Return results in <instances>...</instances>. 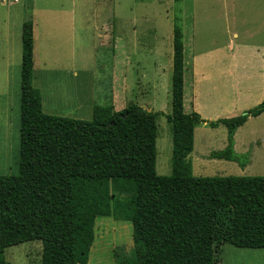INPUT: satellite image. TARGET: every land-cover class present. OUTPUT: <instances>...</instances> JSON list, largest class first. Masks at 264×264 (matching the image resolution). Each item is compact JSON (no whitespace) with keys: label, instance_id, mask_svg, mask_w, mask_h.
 Wrapping results in <instances>:
<instances>
[{"label":"rangeland","instance_id":"1","mask_svg":"<svg viewBox=\"0 0 264 264\" xmlns=\"http://www.w3.org/2000/svg\"><path fill=\"white\" fill-rule=\"evenodd\" d=\"M5 1L3 5L0 0V176H16L19 169L21 29L25 21L35 25L33 74L43 93V113L90 121L92 110L85 104L90 100L94 106L111 105L115 111L135 105L160 113L156 118L155 166L159 176L171 175L172 135L165 116L171 114L175 18L184 48L185 113H192L191 103L196 102L199 112L194 113L214 122L259 105L245 100L241 102L244 109L230 111L235 83L246 87V76H254L253 88L261 83L264 0ZM82 13L100 29L108 26L111 37L106 39L102 30L96 34L89 24L83 35ZM193 65L197 71L194 81ZM203 74L208 79H203ZM5 93H9L6 109ZM202 125L194 130L190 156L194 177H264V115L250 119L235 134L238 146L246 149L239 155L244 167L211 159L209 153L220 151L229 134L225 126ZM99 221L87 264H116L132 257L131 224ZM227 226L225 221L218 228L226 234ZM214 251L217 264H264V249L215 244ZM41 256L42 245L36 241L7 248L4 253L5 264H41Z\"/></svg>","mask_w":264,"mask_h":264},{"label":"trees","instance_id":"2","mask_svg":"<svg viewBox=\"0 0 264 264\" xmlns=\"http://www.w3.org/2000/svg\"><path fill=\"white\" fill-rule=\"evenodd\" d=\"M182 42L175 18L165 116L171 175L163 177L155 167L160 113L135 105L94 106L90 121L43 113L32 83L33 25L22 24L19 169L0 176V264L7 248L34 241L42 245L41 264H87L101 219L131 224L134 253L116 264H217L215 244L264 249V177L196 178L190 160L196 125L235 130L264 114V98L230 119L185 114ZM242 157L231 146L211 154L244 167ZM225 221L226 234L218 228Z\"/></svg>","mask_w":264,"mask_h":264},{"label":"crops","instance_id":"3","mask_svg":"<svg viewBox=\"0 0 264 264\" xmlns=\"http://www.w3.org/2000/svg\"><path fill=\"white\" fill-rule=\"evenodd\" d=\"M14 2H17V0H14ZM1 3L3 5H6V1L5 0H1ZM80 21H81L80 29L83 32V35L87 34V33H84V32L87 31L86 27L89 24V27H93L94 28V31H95L96 34H98L99 31L102 30L104 32V36L106 37V39L107 38L109 39L111 37L110 36L111 29L108 26H106L105 24L100 29L99 26L97 25V22L91 23L90 16L88 14H83L82 13L81 16H80ZM86 22H88V23H86ZM32 25H33V73H34V67H35L34 50H35L36 38H35V25L33 24V22H32ZM190 70H191V73H192L191 74L192 80L194 81L193 77H194L195 73L197 72L196 68L194 67V65L190 66ZM7 73H8V71H7ZM203 76L205 77V78L203 77V79H208V78H206V76L204 74H203ZM245 78L247 79L246 80V83H247L246 87H240V86H238L237 83H235V85L233 87H231V95H233V97L231 98V101H230V104H232V106L230 107L231 113L238 112L239 110L244 109V107L241 106V102H243L245 100H252L253 101L252 105H257V104H260L261 101L264 98V72L261 75V83L259 84V86L257 88L251 87V85L254 86L253 85L254 76H246ZM6 79H7V81H6V86H7L9 84V82H8L9 78H8L7 74H6ZM32 83H33V87L34 88H36V89L38 88L39 91H41L40 93L42 95L41 96V100H42V105H43V93H42V90L40 89V87H38L36 85L34 74H33ZM8 88H9V85H8ZM249 97H251V98H249ZM8 100H9V93H5V96H4V99H3L5 109H6L7 105H8ZM85 104L87 105V110L89 109L90 112H91L92 108L94 107V103H92V101L90 100V102L87 101ZM191 104H192V109L194 107V111L192 113L199 112L196 102H194V104L192 102ZM111 107L114 109L113 106H111ZM183 108H184V97H183ZM184 113H185V111H184ZM192 113H190V114H192ZM190 114H188V115H190ZM262 115H264V114H261L258 117H254V119L255 118H259ZM200 118L202 120L206 121L205 119L210 120L211 117H203L204 119L202 117H200ZM250 119H252V117L247 118V120L244 123H242L240 126H238L235 130H231L230 127H227L226 125L220 124V126H225V128H227L226 130L228 131L229 138H230V139H227V143L224 145V147H222V149L220 151H223V150H225V149H227L228 147L231 146L233 151H234V153L237 154V155L244 154V152H246V149H242V147L238 146L239 143L235 139V134H236L237 130L242 128V127H244V125H246V123ZM201 124L206 125V123H201ZM201 124L196 125L195 128L199 127ZM218 127H219V125L216 128H218ZM220 151H218V152H220ZM212 153H217V152L209 153V157L210 158H211V154ZM192 154H193V152L191 153L190 156H192ZM228 163H231V162H228Z\"/></svg>","mask_w":264,"mask_h":264}]
</instances>
